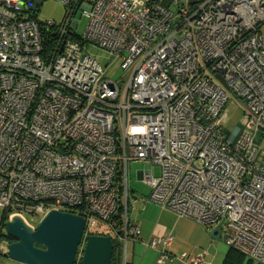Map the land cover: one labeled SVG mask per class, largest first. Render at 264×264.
I'll use <instances>...</instances> for the list:
<instances>
[{
  "label": "built area",
  "instance_id": "1",
  "mask_svg": "<svg viewBox=\"0 0 264 264\" xmlns=\"http://www.w3.org/2000/svg\"><path fill=\"white\" fill-rule=\"evenodd\" d=\"M56 1L59 25L26 0H0V209L24 220L76 210L86 233L109 224L126 254L140 236L128 166L145 161L151 201L220 225L230 247L264 264V0ZM90 47L120 58L129 78H108ZM234 99L243 118L228 128ZM173 241L146 245L166 254Z\"/></svg>",
  "mask_w": 264,
  "mask_h": 264
},
{
  "label": "rangeland",
  "instance_id": "2",
  "mask_svg": "<svg viewBox=\"0 0 264 264\" xmlns=\"http://www.w3.org/2000/svg\"><path fill=\"white\" fill-rule=\"evenodd\" d=\"M65 7L61 2L56 0H45L39 7V12L36 17L42 22L52 20L57 25L61 24L64 19ZM76 18L80 19L77 26V32L83 33L87 17L79 10ZM89 54L96 58L101 65L106 68V76L114 80H127L131 74L125 73L121 68L122 60L116 58L115 55L110 54L107 50L100 47H90ZM228 115L226 117L225 125L228 128L234 127L243 118L242 103L238 99H234L228 103ZM146 167L145 161H131L128 166V187H129V220L139 225L148 223L155 225L163 223L170 227V232L166 235L174 237L173 243L177 245L178 256L184 252L188 255H199L204 253L207 258V264H224L223 260L230 246L222 240H215L211 234L215 226H203L185 216H180L177 213L168 210L161 205L150 200L151 187L142 179V171ZM153 171L156 174L160 173V167L153 166ZM4 209H0V223L4 213ZM42 215L32 214L30 212L24 213L23 217L32 226L36 227L41 220ZM104 231L115 238V243L120 248L122 264L124 261V240L120 239L114 230L107 223H100V226L95 231ZM165 235V234H164ZM130 242V240H129ZM128 242V244H129ZM130 247H126L125 263L130 257ZM177 258V257H174ZM178 260V259H177ZM177 262H180L179 260ZM248 257H245L243 263L247 264ZM205 263V262H204ZM253 261L252 264H256Z\"/></svg>",
  "mask_w": 264,
  "mask_h": 264
},
{
  "label": "water",
  "instance_id": "3",
  "mask_svg": "<svg viewBox=\"0 0 264 264\" xmlns=\"http://www.w3.org/2000/svg\"><path fill=\"white\" fill-rule=\"evenodd\" d=\"M26 1L27 10L32 11L44 3ZM5 233L13 239L5 255L22 264H112L113 238L87 234L85 217L69 211L53 208L35 228L15 214L6 222ZM211 237L226 242L220 225L215 226Z\"/></svg>",
  "mask_w": 264,
  "mask_h": 264
},
{
  "label": "crops",
  "instance_id": "4",
  "mask_svg": "<svg viewBox=\"0 0 264 264\" xmlns=\"http://www.w3.org/2000/svg\"><path fill=\"white\" fill-rule=\"evenodd\" d=\"M134 223L140 228V236L136 241L129 242L130 257L128 258V262L126 261V264H188V262L179 259L177 245H175V243L165 250L167 251L166 254L168 253L171 256H166L161 250L152 249L146 245V242L153 237L166 236V232H170V227L168 225L163 223H158V226L157 224L150 225L148 223H143L139 225L136 222ZM9 242L6 239L0 242V264H22L5 255ZM177 259L180 262H177ZM204 260L205 263L203 264H207L206 257ZM119 264H122V261L119 262Z\"/></svg>",
  "mask_w": 264,
  "mask_h": 264
},
{
  "label": "trees",
  "instance_id": "5",
  "mask_svg": "<svg viewBox=\"0 0 264 264\" xmlns=\"http://www.w3.org/2000/svg\"><path fill=\"white\" fill-rule=\"evenodd\" d=\"M43 38H44V50H43V54L47 55L49 53H51L54 49H55V44L54 42V32L53 31H47L44 30L43 31ZM168 209V208H166ZM170 210V209H168ZM72 213L76 214V210H70ZM172 211V210H171ZM174 212V211H173ZM123 205L120 204L117 214L115 215L116 219L119 221V224H122L123 221ZM8 211H4L2 218H1V223H0V242L2 240H9L10 242L13 241V239L10 236H7L5 233V224L8 221ZM96 229H91L88 230V234H97V235H110L109 233H106L104 231H95ZM113 238V237H112ZM115 247H114V252H113V256H112V264H119V262H121V254H120V248L119 246H117V244L115 243V238H113ZM246 256H244L243 254H241L240 252H238L237 250H235L234 248L230 247V249L228 250V252L225 255L224 258V264H244L243 261L245 259ZM254 260L248 258V262L247 264H252ZM256 264H261L259 262H257Z\"/></svg>",
  "mask_w": 264,
  "mask_h": 264
},
{
  "label": "bare ground",
  "instance_id": "6",
  "mask_svg": "<svg viewBox=\"0 0 264 264\" xmlns=\"http://www.w3.org/2000/svg\"><path fill=\"white\" fill-rule=\"evenodd\" d=\"M40 7V6H39ZM39 7H38V10L37 11H34L35 13H38L39 12ZM29 11H32V10H29Z\"/></svg>",
  "mask_w": 264,
  "mask_h": 264
},
{
  "label": "clouds",
  "instance_id": "7",
  "mask_svg": "<svg viewBox=\"0 0 264 264\" xmlns=\"http://www.w3.org/2000/svg\"><path fill=\"white\" fill-rule=\"evenodd\" d=\"M8 220H9V217H8ZM35 228V227H34ZM112 237V236H111Z\"/></svg>",
  "mask_w": 264,
  "mask_h": 264
},
{
  "label": "flooded vegetation",
  "instance_id": "8",
  "mask_svg": "<svg viewBox=\"0 0 264 264\" xmlns=\"http://www.w3.org/2000/svg\"><path fill=\"white\" fill-rule=\"evenodd\" d=\"M8 242H9V240H8Z\"/></svg>",
  "mask_w": 264,
  "mask_h": 264
}]
</instances>
